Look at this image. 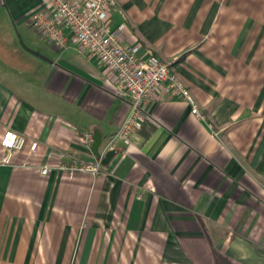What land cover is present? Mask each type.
I'll list each match as a JSON object with an SVG mask.
<instances>
[{
	"label": "crops",
	"instance_id": "crops-1",
	"mask_svg": "<svg viewBox=\"0 0 264 264\" xmlns=\"http://www.w3.org/2000/svg\"><path fill=\"white\" fill-rule=\"evenodd\" d=\"M114 1L111 28L169 62L203 119L162 88L103 173L68 177L59 153L94 162L130 101L73 45L18 44L42 0H0V136L27 140L9 164L0 146V264H264V0Z\"/></svg>",
	"mask_w": 264,
	"mask_h": 264
},
{
	"label": "built area",
	"instance_id": "built-area-1",
	"mask_svg": "<svg viewBox=\"0 0 264 264\" xmlns=\"http://www.w3.org/2000/svg\"><path fill=\"white\" fill-rule=\"evenodd\" d=\"M114 0H42L41 7L32 11L28 17L30 28L57 50L73 45L77 53L94 58L108 73L115 96L127 98L130 110L119 129L111 135L99 151L94 162H85L70 151L59 153L58 169L68 177L76 173L96 176L101 173V158L112 150L118 141L128 146L131 136L140 128L145 119L144 104L160 95L166 88L173 96L191 106V113L203 119L189 88L173 72L170 63L154 55L140 56L138 46L124 43L121 32L125 25L110 26V10ZM81 140L91 151L93 135L85 132ZM27 140L22 134L6 130L0 136L3 148L2 164H9L16 152L23 151ZM37 149L32 141L26 158ZM49 169L43 167L42 174Z\"/></svg>",
	"mask_w": 264,
	"mask_h": 264
},
{
	"label": "rangeland",
	"instance_id": "rangeland-1",
	"mask_svg": "<svg viewBox=\"0 0 264 264\" xmlns=\"http://www.w3.org/2000/svg\"><path fill=\"white\" fill-rule=\"evenodd\" d=\"M12 36L13 38H15L18 42V44L23 48V49H27V50H31V48L28 46L29 42H34V43H38L41 41L44 44H46L45 40L43 38H41L35 31H33L28 24L26 23L25 27H22V31L21 30H16V28L13 26V31H12ZM31 51H35V50H31Z\"/></svg>",
	"mask_w": 264,
	"mask_h": 264
},
{
	"label": "water",
	"instance_id": "water-1",
	"mask_svg": "<svg viewBox=\"0 0 264 264\" xmlns=\"http://www.w3.org/2000/svg\"><path fill=\"white\" fill-rule=\"evenodd\" d=\"M28 51L31 52V53H33V54H35V55H39L37 52H33L31 50H28ZM94 140L95 141H94L93 147H92L93 148V152L96 155V157L99 158V153L97 152V147H98V145L100 143L101 138L100 137L99 138H94ZM114 154H115V150L114 149L108 150L105 153L104 157L101 158V163L104 164V165L107 164L111 160V158L114 156Z\"/></svg>",
	"mask_w": 264,
	"mask_h": 264
}]
</instances>
